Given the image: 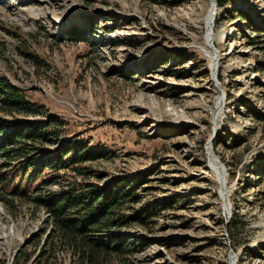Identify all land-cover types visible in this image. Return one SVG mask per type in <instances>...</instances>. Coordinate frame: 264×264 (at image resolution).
<instances>
[{
  "label": "rangeland",
  "instance_id": "1",
  "mask_svg": "<svg viewBox=\"0 0 264 264\" xmlns=\"http://www.w3.org/2000/svg\"><path fill=\"white\" fill-rule=\"evenodd\" d=\"M0 77L32 105L0 94V130L44 136L25 169L0 134V264H77L33 201L79 182L141 216L96 264H264V0H0ZM62 147L91 158L50 168Z\"/></svg>",
  "mask_w": 264,
  "mask_h": 264
},
{
  "label": "trees",
  "instance_id": "2",
  "mask_svg": "<svg viewBox=\"0 0 264 264\" xmlns=\"http://www.w3.org/2000/svg\"><path fill=\"white\" fill-rule=\"evenodd\" d=\"M226 1L216 0L217 7H223ZM75 31L79 32L78 30ZM0 94L2 95V104L14 112L25 113L24 111L32 108L26 96L18 88L11 85L5 77H0ZM36 124V122L13 124L8 122L4 124L9 128L7 132L0 130V134L3 135L1 157L5 158L6 165L10 162L26 159L32 153L31 151H34L36 144L25 145V140L37 143L36 140L39 137L43 139V134L35 129ZM15 143L23 144L17 145ZM67 149L62 147L57 151L55 159L51 160V164H49L50 168L67 169L85 163L91 158L90 153L75 150H72L73 154L70 158H65L69 155ZM32 159L22 160L23 168L32 167ZM41 168V166L36 168V175L32 181L38 178ZM74 170L77 171L78 168ZM131 192L121 183L105 189H99L90 183H68L57 194L40 192V195L34 198L33 203L42 207L47 214L46 222L50 224L52 229L50 240L52 238L58 239L59 244L64 245L70 256L76 259L77 264H96L111 254L121 260L128 252L127 244L118 236H114L109 243H105L104 240L112 230L119 228V225H125L124 223H129L132 219L141 218V216L128 218L120 214V207L124 200L129 198ZM50 246L51 244H47V247L50 248Z\"/></svg>",
  "mask_w": 264,
  "mask_h": 264
},
{
  "label": "water",
  "instance_id": "3",
  "mask_svg": "<svg viewBox=\"0 0 264 264\" xmlns=\"http://www.w3.org/2000/svg\"><path fill=\"white\" fill-rule=\"evenodd\" d=\"M214 5H216V0H214ZM219 58V56H218V54L215 52V59L217 60ZM210 72H211V70H210ZM211 77L213 78V81H215V84H217V88H218V90L220 91V85H219V83L217 82V80H216V78H214L213 77V74H212V72H211ZM223 93H221V91H220V95L218 96L219 98L221 97V95H222ZM208 149H210V151H212L213 149H212V144H211V140H210V142L208 143V148H207V156H208V160H209V156H210V152H208ZM225 175V174H224ZM220 193H221V191H220ZM221 195H223V194H221ZM223 198H224V200H225V208H226V211L228 212V214L230 213V210H229V207H228V205L226 204L227 202H226V197H224V195L222 196ZM235 257V254H233L232 252H230V255H229V264H230V262L232 261V259Z\"/></svg>",
  "mask_w": 264,
  "mask_h": 264
},
{
  "label": "bare ground",
  "instance_id": "4",
  "mask_svg": "<svg viewBox=\"0 0 264 264\" xmlns=\"http://www.w3.org/2000/svg\"><path fill=\"white\" fill-rule=\"evenodd\" d=\"M209 158H211V156H209ZM214 160H216V159H214ZM217 161V160H216ZM217 163H218V161H217Z\"/></svg>",
  "mask_w": 264,
  "mask_h": 264
}]
</instances>
